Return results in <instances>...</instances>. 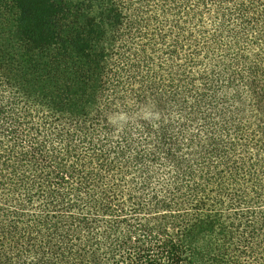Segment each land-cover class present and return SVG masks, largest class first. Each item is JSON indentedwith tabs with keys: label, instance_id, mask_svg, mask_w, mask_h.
Wrapping results in <instances>:
<instances>
[{
	"label": "trees",
	"instance_id": "trees-1",
	"mask_svg": "<svg viewBox=\"0 0 264 264\" xmlns=\"http://www.w3.org/2000/svg\"><path fill=\"white\" fill-rule=\"evenodd\" d=\"M0 264H264V0H0Z\"/></svg>",
	"mask_w": 264,
	"mask_h": 264
}]
</instances>
